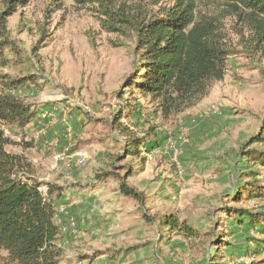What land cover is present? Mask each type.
Returning a JSON list of instances; mask_svg holds the SVG:
<instances>
[{
	"label": "rangeland",
	"instance_id": "1",
	"mask_svg": "<svg viewBox=\"0 0 264 264\" xmlns=\"http://www.w3.org/2000/svg\"><path fill=\"white\" fill-rule=\"evenodd\" d=\"M180 1L116 3L151 16ZM193 2L226 50L224 74L194 105L167 117L130 84L140 63L134 33L107 32L98 5L30 0L8 17L16 51L0 54V73L33 77L12 92L37 114L22 129L3 125L5 149L22 157L20 173L42 191L46 183L61 189L53 195L67 209L55 242L59 264H264L261 226L238 225L227 211L264 214V196L246 189L252 179L264 188V166L251 163L264 141L249 142L264 127V16ZM118 114L132 131L154 127L136 156L120 157L124 138L111 127ZM58 138H70L71 151L54 146ZM80 157L85 164L74 166ZM128 168L142 206L119 192L115 175ZM167 215L198 235L161 227Z\"/></svg>",
	"mask_w": 264,
	"mask_h": 264
},
{
	"label": "trees",
	"instance_id": "2",
	"mask_svg": "<svg viewBox=\"0 0 264 264\" xmlns=\"http://www.w3.org/2000/svg\"><path fill=\"white\" fill-rule=\"evenodd\" d=\"M29 1L0 0V54L6 48L16 51L9 38L7 19ZM72 1L98 5L105 16L101 26L107 32L127 28L134 33L140 63L139 71L130 84L152 102H158L164 117L191 107L206 94L213 81L222 79L226 50L221 45L216 27L203 20L201 15L197 18L193 0H181L176 8L163 9L151 16L141 11H128L124 5L117 7L116 0ZM213 1L235 12L264 16V0ZM30 79L33 77L20 78L0 73V264H59L60 249L55 242L60 230L54 224L58 211L53 195L62 194L61 189L53 183H46V189L42 191L41 183L33 176L25 177L20 173L25 166L22 157L5 149L10 141L4 135L3 125L22 129L37 114L24 96L12 92ZM120 119L118 114L111 120V127L124 138L120 157L136 156L140 147L149 142L146 139L153 135L154 127L140 131L142 136H138L140 133L129 129ZM258 141H264V127L249 142ZM251 158L253 165L257 162L264 166V151ZM130 170L128 168L124 175H115L119 192L142 206L143 194L127 183ZM257 182L252 179L246 187L251 197L264 196V188ZM227 211L235 213L233 218L238 225H259L264 231V214H252L241 209ZM245 219H248L247 223H243ZM159 224L185 238L198 235L196 229L180 222L174 215L164 216ZM260 242L264 253V237ZM213 261L209 264H219Z\"/></svg>",
	"mask_w": 264,
	"mask_h": 264
},
{
	"label": "built area",
	"instance_id": "3",
	"mask_svg": "<svg viewBox=\"0 0 264 264\" xmlns=\"http://www.w3.org/2000/svg\"><path fill=\"white\" fill-rule=\"evenodd\" d=\"M74 166H82V165H84L85 164V161H84V158L83 157H80V158H77L75 161H74ZM57 211H58V214H57V216L55 217V219H54V224L55 225H57L58 226V228H60V226L62 225V223H61V218H63V209H62V207H57ZM66 212H64V214H65ZM62 216V217H61ZM72 223V222H71ZM59 230H61V228L59 229ZM62 233H63V231H65V228H62Z\"/></svg>",
	"mask_w": 264,
	"mask_h": 264
},
{
	"label": "crops",
	"instance_id": "4",
	"mask_svg": "<svg viewBox=\"0 0 264 264\" xmlns=\"http://www.w3.org/2000/svg\"><path fill=\"white\" fill-rule=\"evenodd\" d=\"M19 95H24L23 93H18ZM26 101H28V99H26ZM38 115H41V114H38ZM42 115H44V113L42 114ZM60 140V141H59ZM67 139H64V141H66ZM64 141H62L61 142V139L60 138H58L57 139V142L56 143H54V146H58L59 148L60 147H64V149L65 150H70L71 151V141H70V138H69V141L67 142V143H64ZM52 142L51 141H49L47 144H51ZM59 143V144H58ZM59 199H61V197L59 198ZM60 207H62V209L65 211V212H67V209H66V207H64V206H60ZM62 217V216H61Z\"/></svg>",
	"mask_w": 264,
	"mask_h": 264
}]
</instances>
